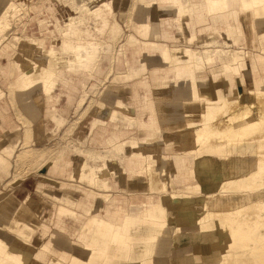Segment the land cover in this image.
Listing matches in <instances>:
<instances>
[{"label":"bare ground","instance_id":"1","mask_svg":"<svg viewBox=\"0 0 264 264\" xmlns=\"http://www.w3.org/2000/svg\"><path fill=\"white\" fill-rule=\"evenodd\" d=\"M15 1L21 3L23 9L24 5H28L26 0ZM15 1L0 0V33L5 27L4 20L8 16V9L16 6ZM34 1L30 0L26 9L29 13L23 18L25 26L22 36L15 37V41L18 43H12L2 48V53L9 54L6 79L20 100L19 111L24 112L21 116L31 123L40 113L42 115L44 113L40 107L39 97L34 101H31L29 97H24V87L43 86L47 91L58 83L64 86H77L82 83L81 80L73 81L65 77L67 68L72 67L71 62L68 59L60 58L54 49H48L42 55L35 56L38 48L34 44H38V42L33 39L27 44V38L30 36L27 31L31 27V12L36 13L35 9L39 10V6L44 5L42 3L35 8ZM57 1L61 4L59 7L61 15L53 12L54 9L58 10L53 2L51 5L49 4L47 10L54 14L37 20V33L40 29V33L47 31L55 36L70 35L72 27L69 24L73 20L89 22L85 15L87 7L91 13L96 14L98 19L104 17L106 20L102 28L94 24V27L101 32L109 22L108 14L112 15L110 10L100 5L89 6L88 0ZM197 1L191 0L188 6L189 11H193ZM228 1L204 0L210 7L219 5L221 8L219 18L226 22L233 16L232 13L227 12ZM230 1L233 9H238L237 18L241 9L250 24H254L256 18H264V2L261 0ZM133 2L122 11V17L124 20L127 19V23L137 31L153 38L163 37L162 28L156 30L146 22L141 24L133 22L132 14L138 5L153 4L164 7L173 4L180 8L182 13H185L181 0H134ZM69 9L74 14L67 16ZM66 19L69 21L67 22ZM111 21V24L115 26L116 21ZM40 35L38 33L37 36ZM131 44L132 42L129 45L131 46ZM204 47L202 54L207 57L209 63L215 64L217 57L214 55L215 49H213L212 43L205 44ZM128 50V46H124V54ZM24 53H32V55L24 56ZM237 53L238 51L235 52V54ZM234 57L237 62L234 66L238 75L237 84L234 87H217L216 92L219 100L212 101L216 95L210 83L209 86L204 84L198 88L199 98L202 99L198 106L200 109H208L212 117L216 118L217 116L216 122L210 127L203 126L198 130L194 129L191 124L174 129L172 145L167 143V139L165 140L168 144L167 148L172 150L167 152L171 154L162 152L168 157V160L164 161L163 169L155 172L152 165L144 168L151 180L154 174L158 175L159 172H162L164 176L168 177V180L170 179L168 183H171V186L181 188V192L162 194L161 204L158 205L165 212L170 211L172 214V221L176 223V227L173 228L175 232L172 231L178 240V249L171 252L163 245L166 242L165 238H160L158 241L159 229L142 231L126 224L125 229L120 232L115 230L116 226L111 223L106 224L105 230L98 231L93 230L90 225H86L83 230L77 233L78 238L72 242L58 231L47 238L48 226L44 225L42 236H45V242L36 249L26 243V240L31 237L24 239V228L30 229L34 233L38 229L37 224H39L31 218L36 203L27 200L19 203L16 215L14 217L12 215L10 218V223L17 226V233H11L0 227V264H96L93 263L94 255H107L111 249L114 252L121 251V255H124L123 258L126 260L129 252L124 250V246L129 250L134 249L130 264H149L145 259L152 254L163 255L165 260L164 255L169 253L172 255L173 264H264V194L252 197L249 193H242L239 198L234 197L233 194L264 187V72L258 73L254 67L247 71L244 64L247 62L246 65H248L253 60L248 57L246 61L240 60L237 55ZM128 62L130 63L129 72L123 76L129 81L128 85H170L171 81L166 73L156 74V70L153 69L151 74L141 78L139 74L133 73L131 58L128 59ZM257 62L262 63L264 60L258 59ZM140 64L142 70L145 71L153 62L147 56ZM223 67L230 70L228 63H224ZM221 75L222 73L219 74V78H222ZM115 78L119 79L122 76ZM245 78L252 86L243 91L242 81ZM223 81L221 80V82ZM235 91H238L240 95L235 99H228L230 95H235ZM193 95H195V90ZM2 98L3 92L0 90V99ZM148 99L150 100V98ZM95 104L99 109L101 102ZM191 105L190 103L189 108ZM225 111L227 114L223 116ZM35 127L44 131V122L37 121ZM79 140L84 143V140ZM179 140L185 141V144L176 150L173 142ZM120 142L125 143L123 140ZM0 147L10 148L2 143H0ZM64 147L75 148L76 146L67 142ZM247 148L251 150L247 151ZM62 149L46 148L37 153L35 159L38 163H48L49 169L52 162L64 157ZM54 152L59 155V158L52 157ZM86 152L105 157L101 151ZM52 159L55 160L52 161ZM208 160L214 163V167L209 173H205L204 166ZM68 163V160H63L59 166V169H63L65 174H68L66 171ZM168 170L169 172H167ZM160 189L165 191L166 184H161ZM199 191L200 193L202 191L209 193L201 196ZM173 198H176L175 202L172 201ZM2 210L0 209V212ZM133 226L135 227V224ZM91 233L100 234L103 239L98 242H89V238L86 237ZM186 239L189 242H184ZM249 239L254 242H250ZM197 240L202 244L197 246ZM158 242H161V245L155 246ZM92 245L95 246L91 247ZM71 246H77V252L74 255L71 254ZM111 264H124V261ZM161 264L167 263L162 262Z\"/></svg>","mask_w":264,"mask_h":264},{"label":"crops","instance_id":"2","mask_svg":"<svg viewBox=\"0 0 264 264\" xmlns=\"http://www.w3.org/2000/svg\"><path fill=\"white\" fill-rule=\"evenodd\" d=\"M181 1L184 4L185 13H182L181 9L173 4L164 7L151 5L148 9H144L146 7L144 5H138L139 17L133 18L132 16L133 22L137 24L146 22L156 30L162 28L163 37L153 38L144 35L131 26L136 35L131 34L127 43L122 46V49L124 46H128L132 51L130 55L125 53L127 56L123 61L127 66L125 75L129 72L128 59L131 58L134 74H139L142 78L151 74V71L155 69L156 74L166 73L171 83L169 86H127V93L110 87L104 92L102 99L96 101L93 98L86 106L87 110L94 106L93 114H86L83 119L78 121L77 125L74 122L76 119H73L71 123L74 122L73 125L76 126L72 133V139H77V142L71 143L76 147L65 150L62 159L53 160L54 162L49 166L52 173H48V176L53 177L52 179L50 177L51 181L55 180L63 185H75L83 190L79 194L75 192L63 197L45 186L39 177L36 179L37 189L40 192L44 191L42 192L44 195L36 191L37 195L25 197L28 201L36 203L31 218L39 223L37 224L38 229L34 233L30 229L24 228V239L31 237L26 240V243L31 247L38 249L45 242V236H42L44 225L48 226L47 238L58 231L69 241L76 240L78 236L70 237L59 230L64 227L63 225L61 227V223H63L61 217H65V221L67 218L79 220L80 224L75 225L78 232L83 230L86 225H90L95 231L105 230L108 223L115 225V230L120 232L125 229L126 224L142 231L153 228L160 230L166 226L169 212H165L158 206L162 197L159 188L164 182V178H162L164 174L162 172H159L158 175L154 174L151 180L144 168L152 165L155 172L157 168H163L164 161L168 160V157L164 154V156L160 155L156 158L154 156L151 158V156L152 154L156 155L157 150L165 152L168 149V142L166 143L165 140L171 138L174 129L188 124L197 130L203 126H211L210 123L205 124L210 118L209 111L200 109L198 106L202 102V99L199 98V86L204 84L209 86L210 83L216 95L212 101H216L219 100L216 92L217 87H234L237 84V76L231 71L228 72V78L223 82L219 77H215L217 72L211 69L207 57L202 54L205 44L212 43L213 49H215L214 55L217 58L221 54V48L228 50V57H232V53L236 48H239L244 61L247 60V57L253 60L248 65H246L247 62L244 64L247 71L254 67L258 73L264 72V62H257L258 59L264 60V18H256L254 24H250L242 9L239 10L240 14L237 18L238 9H233L229 0L227 12L232 13L233 16L228 19V23L219 18L221 14L219 5L210 7L204 0H198L191 12L188 10L191 0ZM156 11L158 19L154 20L152 16ZM162 16L165 17L163 20L160 19ZM116 24L120 25L119 20H116ZM130 42H132L131 46ZM125 54L114 57V60L111 61V66L107 67L110 71L109 77L113 74L115 77L122 76L121 73L124 71L116 69L114 66L116 62H119V59L122 63V57ZM147 56L153 64L144 71L140 63ZM107 58L112 59L109 55ZM3 59L5 57H0V66L5 62L4 72L8 73V59ZM1 83L2 79H0V85H2ZM1 87L6 88V86ZM70 87L68 89V86H56L53 95L48 99L51 111H45L44 127L50 121L57 125L54 117L66 119L64 124L66 127L71 124H67V120L71 119L72 115L80 117L83 106L76 110V103L83 86H76L78 89L76 91H72L73 89ZM92 87L88 86V89ZM194 90L195 95H193ZM63 93L66 95L65 103H62L61 99ZM91 95L94 94L91 93ZM97 102H101L99 109L95 104ZM190 103L192 105L189 108ZM12 109L16 111L17 119L22 118L20 120L24 123V116H21L24 112L19 111L20 109L16 103L13 104L11 97L6 95L0 99V143L4 141L6 146H15L10 157V169L13 157H16L15 155L19 152L17 148L22 145L19 143V124L14 119ZM77 112H79L78 115ZM112 118L114 120H110ZM212 118L214 119L215 116ZM69 129L71 131L72 128L69 127ZM69 129L65 132L68 133ZM23 133L24 140L25 130ZM79 139L84 140V143ZM24 147L27 146L23 145L21 150ZM86 151H101L105 157L88 154ZM63 160L69 162L66 166L69 176L67 181H62L61 177L55 173L60 170L59 166ZM9 176H6L3 182L7 183ZM49 184L54 183L49 181ZM3 193L7 194L8 191ZM155 196H157L156 202L154 201ZM56 199L59 202H56ZM140 199L147 201L139 204ZM50 204H55V212L60 218L58 228L54 231L50 229L49 225L43 223L44 208ZM105 204H107L106 208ZM112 205H119V207L116 210H111L109 207ZM15 210L14 205L11 208L13 217L16 215ZM86 238H89V242H98L103 239L100 234L94 233ZM184 242H189V240L186 239ZM196 242L197 246L202 244L199 240ZM184 244L186 245V243ZM159 245L161 242L155 244V246ZM163 245L171 251L173 244L166 240ZM124 250L129 252L126 260L123 258L124 255H121V251L114 252L111 249L103 259L94 256L93 263L111 264L124 261V264H130L134 249L129 250L124 246ZM71 254L74 255L72 246ZM164 257L165 260L163 255L152 254L145 261L149 264H161L162 262L173 264L170 253Z\"/></svg>","mask_w":264,"mask_h":264},{"label":"rangeland","instance_id":"3","mask_svg":"<svg viewBox=\"0 0 264 264\" xmlns=\"http://www.w3.org/2000/svg\"><path fill=\"white\" fill-rule=\"evenodd\" d=\"M15 1V0H12ZM80 1V0H79ZM134 0H88V5L93 6V5H100L105 9L110 10L112 12V15L108 14V24L106 28L103 31H98L95 27L94 24H96L98 27L102 28V26L105 24V19L104 17L98 19L95 13H91L88 9L86 8L87 11H85V15L88 17L89 22H85L84 20H80L79 22L76 20H73L72 23L69 24V26L72 27L71 34L66 36V34L63 35H53L51 32L44 31L42 33L41 30L39 29L38 33L41 34L40 36H37V20L49 17V15H53L55 12L60 14V3L57 0H35L33 6L36 8L37 5L39 4H44L43 6H39V10H36V13L31 12L30 19H31V27L27 31L29 33V37L27 38V44L33 41V39H36L38 44H34L38 49V52H35V56H40L43 54L44 51L50 49H54L57 55L60 58L68 59L71 62V68L65 71V77H67L70 80L73 81H78L81 80L82 83L78 84L77 86H83L81 93L79 95V98L76 103V110H78L80 107L83 106V111L78 118V116H71L72 118L67 120V124L71 123L73 119H76L74 122H76V125L78 121L84 118L86 114H93L94 113V106L90 107L89 110H87L86 106L88 103L91 101V99H96V101L102 99V96L104 95V92L108 90V88H115L117 90L124 91V93L128 92L127 86L129 84V81L124 79V75L126 74V64H124L125 58H127L126 54L122 57V63L119 62L115 63L114 68L116 69H121L124 71L121 73L122 78L115 79V75L113 76L110 75V71L107 67L111 66V61L114 60V57H119L122 55L123 49L122 46L127 43L129 40V36L131 34L136 35V33L133 31V28L131 25L127 23V19L124 20L122 17V10L124 8H127L132 4ZM52 2L58 7V10L55 11L54 13H50L48 9V5L52 4ZM16 3L15 7H11L8 9V16L4 20V28L3 32L0 33V57H5V59H8L9 61V54H4L2 53V48L6 47L9 44L12 43H18L15 41V37L17 36H22L23 33V28L25 26V23L23 22V18L29 13L26 9L28 8L30 4V0H26V3L28 5H24V9L22 8L21 3ZM46 3V4H45ZM53 4V5H54ZM150 5H147L144 7V9L150 8ZM143 9V10H144ZM38 11H40L38 13ZM106 11V10H105ZM159 11V10H157ZM157 11L154 13L152 18L154 20L158 19V13ZM108 12V11H106ZM71 14L73 15L74 12L71 11L70 9L67 12V16ZM61 15V14H60ZM107 17V15H104ZM133 18L139 17V10L138 7L137 9L134 10L133 12ZM105 17V18H106ZM110 17V18H109ZM165 17L162 16L160 19H164ZM107 19V18H106ZM111 20H119L120 25L115 23V26L111 24ZM68 22L69 20L66 19ZM142 36V35H141ZM222 40V39H221ZM53 42L54 45H53ZM228 46V44H227ZM155 50V49H154ZM158 51V50H157ZM238 51L237 54L235 52ZM128 55L132 53L131 50H129ZM228 50L226 48H221V54L218 56L217 61L215 64L209 63L210 67L212 70H214L216 73L215 77L218 78L219 74L222 73V78L221 80H225L228 78V72L234 73L237 78L238 75L236 74L234 70L235 64L237 62L235 61V55L237 57L241 58V50L239 48L232 53V57H228ZM24 56H31L32 53H24ZM109 56L112 57V59L107 58ZM138 55V54H137ZM139 56V55H138ZM3 59V60H5ZM208 61V60H207ZM224 61V62H223ZM218 62V63H217ZM223 62V63H221ZM2 63V62H1ZM224 63H228L230 65V70H226L225 67H223ZM78 67V68H75ZM6 68L5 62H3L0 66V79H2V85H0V90L3 92V97L6 95H9L12 99L13 104L16 103L17 107H20V100L16 96L15 91L12 89V86H10L9 81H7V73L4 72V69ZM7 69H8V64H7ZM108 69V70H107ZM85 71V72H83ZM230 74V73H229ZM237 83V81H236ZM1 86H6V88H3ZM56 86H64L62 84H55L54 86H51L49 90L45 91L43 86H31V87H24V97H29L31 101H34L37 97L40 98V107L44 115L41 113L34 118V122L31 123L29 120H27L24 117V123L22 118L17 119V115L15 114L16 111L12 109V113L14 115V119L16 122L19 124V132H20V140L19 143L22 145H19L17 148V155L16 157H13L12 160V167L10 169V157L13 153V148L15 147L14 145L11 146L9 149L1 148L0 147V209H3L2 212H0V227L11 232V233H17L16 228L17 226L13 223H10V218L12 217V211L11 208L15 205V209H18L19 203L20 202H25L27 201V198H25L28 195H35L39 191L37 189V184H35L36 179L39 177L40 180L45 186H48L50 190L54 191L56 194H59L63 197H66L65 195H72V193H81L83 189L79 188L78 186L71 185V184H60L57 183V181H51L50 177L48 176V173H52L50 169H48L47 164L48 163H41L36 161L37 153L41 152L42 150L50 147H56L57 150L62 149V152L65 153V150H68L70 147H64L65 143L67 142H77V139H72V133L76 125H73L71 123L68 127L64 124L66 123V119L64 118H55L57 125H54L52 121L49 122V124L45 125L44 131H40L35 127V123L37 121H42L44 122L45 119V110L46 111H51V108L49 107L48 104V99L53 95V91L55 90ZM88 86H93L91 89H88ZM252 85L249 82L248 79H244L242 81V90L246 91V88H250ZM70 86H68L69 89ZM70 89H73L72 91L78 90L76 86L70 87ZM93 93L94 95H91ZM82 94L83 97H82ZM239 92L235 91V95H230V98L228 99H235L237 96H239ZM82 97V98H81ZM81 98V99H80ZM62 103H65L66 101V95L63 93L62 94ZM208 110V109H206ZM79 112H77L78 115ZM73 114V113H72ZM227 112L225 111L223 113V116H226ZM210 117L208 123L212 126L214 122L218 119L212 118L211 113L208 114ZM213 119V120H212ZM110 120H114L113 118ZM74 126V127H73ZM69 127H72L71 131L66 133L69 129ZM24 130H25V139L23 140L24 137ZM55 133V134H53ZM173 136L172 134L171 138L168 139L169 145H172L173 141ZM24 143H23V141ZM6 146V144L1 142ZM175 146V149H179V146L184 145L185 141L179 140L178 142H173ZM29 144V146H28ZM60 144V145H59ZM27 146L26 148L24 147L23 150H21L22 146ZM42 145H44L42 147ZM73 148V147H71ZM30 149V150H28ZM21 150V151H20ZM172 149H167L165 152L166 154H171L167 153L170 152ZM247 151H250V148L246 149ZM163 155L160 150L156 151V155L152 154V156H160ZM164 156V155H163ZM52 157L59 158V155H56L55 152ZM61 158V157H60ZM55 159H52V161ZM206 165L204 166L205 173H209L211 169L214 167V163L211 160L206 161ZM163 169V168H162ZM161 168H157L158 171L162 170ZM57 175L61 177V180L67 181L69 180L68 174H65L63 169L59 170L58 172H55ZM10 175V176H9ZM6 176H9V180L7 183L3 182ZM53 177H51L52 179ZM164 178V182L162 185L165 183L167 186V189L165 191H162L159 188V192L161 194H171L173 192H181V188L179 186H171V183H168L170 179L168 180V177L162 176ZM46 180V182H45ZM252 180V179H251ZM39 181V180H38ZM48 181V182H47ZM50 182H53L54 184H49ZM61 185V186H59ZM259 188H253V189H248L247 191L244 192H235L234 197H241L242 193H249L253 196H262L264 194V187L262 189ZM7 192V194H4L3 192ZM42 192L44 191H39L40 194L44 195ZM209 192H203L199 194H202L201 196H205ZM37 195V194H36ZM52 199L54 197H51ZM7 200V201H6ZM56 202H59L58 199L55 200ZM146 199H140L139 204H142L143 202H146ZM154 201H157V196H155ZM172 201H176V198H173ZM161 204V202H160ZM159 204V205H160ZM47 207L44 208L43 211V223L47 224L50 226V229L54 231L58 227V222L60 221V218L58 214L55 212V204H50L46 205ZM104 207H107V204L104 205ZM119 207V205H112L109 208L111 210H116ZM15 210V211H16ZM168 224L161 228L159 230L158 235V241L160 238H165V240H169V242H172V248L171 252L174 250L178 249V241L175 236V230L173 228L176 227V223L172 221V214L170 211H168ZM51 216V219H50ZM62 220L61 222V227L59 230H62L65 234H68L70 237L76 238L77 236V229L75 228V225H79L80 221L79 220H74L72 218H67V221L64 220L65 217H61ZM66 219V218H65ZM170 222V223H169ZM170 230H169V229ZM169 231H168V230ZM174 230V232L172 231ZM39 234V233H38ZM161 236V237H160ZM39 237V235H38ZM42 239V238H40ZM171 239V240H170ZM35 242L37 241L36 238L34 239ZM250 242L251 239H249ZM42 242V241H41ZM241 242V241H237ZM177 244V247H176ZM74 254L77 252V246L73 247ZM94 256L100 257V258H105L107 255L103 254L102 256L100 254H95Z\"/></svg>","mask_w":264,"mask_h":264}]
</instances>
